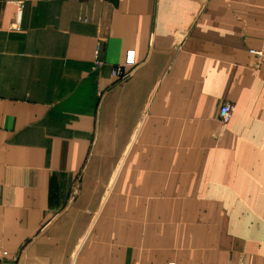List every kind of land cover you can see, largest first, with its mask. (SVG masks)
Returning <instances> with one entry per match:
<instances>
[{
    "label": "crops",
    "instance_id": "1",
    "mask_svg": "<svg viewBox=\"0 0 264 264\" xmlns=\"http://www.w3.org/2000/svg\"><path fill=\"white\" fill-rule=\"evenodd\" d=\"M263 45L264 0H0V264H264Z\"/></svg>",
    "mask_w": 264,
    "mask_h": 264
},
{
    "label": "built area",
    "instance_id": "2",
    "mask_svg": "<svg viewBox=\"0 0 264 264\" xmlns=\"http://www.w3.org/2000/svg\"><path fill=\"white\" fill-rule=\"evenodd\" d=\"M250 53L262 59L261 62L264 63V45L260 49H250ZM102 63L103 62L100 58V48L98 46L95 52L94 68L100 67ZM135 64H136V53L134 50H129L126 54L124 62L120 64H116L112 68V76L117 80L128 78L131 75L132 69ZM234 109L235 108L233 103L231 102L222 103L219 109L218 118L223 129H225L232 120Z\"/></svg>",
    "mask_w": 264,
    "mask_h": 264
}]
</instances>
